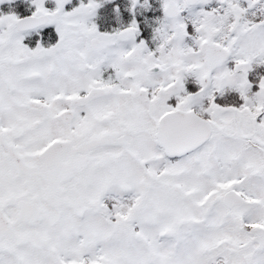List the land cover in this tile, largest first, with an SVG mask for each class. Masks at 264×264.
Wrapping results in <instances>:
<instances>
[{"label": "snow or ice", "instance_id": "6c2138e0", "mask_svg": "<svg viewBox=\"0 0 264 264\" xmlns=\"http://www.w3.org/2000/svg\"><path fill=\"white\" fill-rule=\"evenodd\" d=\"M0 264H264V0H0Z\"/></svg>", "mask_w": 264, "mask_h": 264}, {"label": "flooded vegetation", "instance_id": "af4514ba", "mask_svg": "<svg viewBox=\"0 0 264 264\" xmlns=\"http://www.w3.org/2000/svg\"><path fill=\"white\" fill-rule=\"evenodd\" d=\"M0 7H3V9L5 10V11H7V5H3V6H0Z\"/></svg>", "mask_w": 264, "mask_h": 264}]
</instances>
